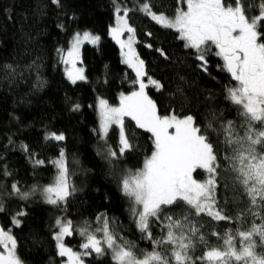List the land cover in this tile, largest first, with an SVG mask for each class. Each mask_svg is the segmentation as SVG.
I'll use <instances>...</instances> for the list:
<instances>
[{"label":"trees","instance_id":"trees-1","mask_svg":"<svg viewBox=\"0 0 264 264\" xmlns=\"http://www.w3.org/2000/svg\"><path fill=\"white\" fill-rule=\"evenodd\" d=\"M220 1L254 23L264 47V0ZM148 11L174 18L185 5L0 0V236L21 264H62L60 244L81 264H119L108 239L145 264H264V198L253 191L254 166L264 160V107L246 113L217 49L191 47ZM116 17L133 30L135 67L122 62L126 32L113 31ZM85 32L98 42L81 47L85 79L71 83L62 58ZM148 79L158 117L190 118L210 148L211 171H194L195 182L209 184L208 211L176 200L142 214L128 184L152 160L153 137L128 115L126 150L118 127L98 130L97 101L117 106ZM56 162L68 193L49 203Z\"/></svg>","mask_w":264,"mask_h":264},{"label":"rangeland","instance_id":"rangeland-1","mask_svg":"<svg viewBox=\"0 0 264 264\" xmlns=\"http://www.w3.org/2000/svg\"><path fill=\"white\" fill-rule=\"evenodd\" d=\"M220 0H183L185 11L177 14L174 18H167L164 15L147 12L149 18L156 24L177 31L191 47L198 49L206 44L217 46V32L220 22H225L223 17L236 19L237 15H242L239 9L228 8ZM240 25L242 33L247 38L257 37L254 23L241 16ZM115 33L126 32L123 35L124 41L121 44V59L124 65L135 67L134 33L123 20L116 17ZM218 20H221L220 22ZM128 28V30H127ZM249 41V40H248ZM98 37L89 32L75 35L69 44L62 60L64 61V74L71 82H79L85 79L84 69L79 65L81 47L84 44H96ZM263 54L264 51L254 48V52ZM220 52V51H219ZM223 59L224 55L218 53ZM246 63V61L244 60ZM244 63V64H245ZM240 78L245 75L240 71ZM155 83L148 79L135 92L122 95L119 98L120 104L117 106L108 105L102 99L96 103V113L98 120V130L105 134L112 126L120 129V143L122 150L128 148V142L122 129V121L126 115L133 118L137 125L149 132L154 140L155 152L152 160L146 165L138 175L132 177L129 182V189L135 202L141 207L142 214L154 211L162 204H170L176 200H182L194 206L199 211H208L207 204L209 184L207 182H195L194 171L201 169L211 171V152L208 144L197 132L190 118H170L163 120L158 117L153 102L148 98L145 88ZM242 86H238L239 89ZM243 88V87H242ZM263 99L259 101L253 96L242 95L234 91V102L239 104L248 114H257L264 107V87L260 90ZM262 137V135H258ZM58 139V136H55ZM58 169L57 183L47 191L46 198L49 203H55L65 199L68 187L65 176V167L62 163L56 162ZM255 174V185L253 187L254 197L264 198V160L258 161L253 169ZM128 189V190H129ZM65 226L60 229V236L63 234ZM95 240V239H93ZM111 248L114 259L119 264H145L144 261H134L129 254L120 250L111 240H105ZM0 247L4 252H0V264H21L13 253L12 241L5 236H0ZM1 251V250H0ZM60 251L65 257L62 264H81L79 253L71 249L62 247Z\"/></svg>","mask_w":264,"mask_h":264},{"label":"flooded vegetation","instance_id":"flooded-vegetation-1","mask_svg":"<svg viewBox=\"0 0 264 264\" xmlns=\"http://www.w3.org/2000/svg\"><path fill=\"white\" fill-rule=\"evenodd\" d=\"M217 4L220 5L218 1ZM241 16L237 15L236 19L230 17L221 18V20L225 19V22H220L221 20H218L220 24L217 32V46L215 48L218 53L221 52L224 57L236 55L240 57L238 60L237 79L233 82L235 90L242 95H253L259 101L260 99H263L260 90L264 87V53L257 54L256 51L254 52V48L257 47L264 51V47L259 43L258 37L255 36L250 39L242 33V27L239 23L240 20H242ZM223 28L229 29L230 38L226 46L220 47L219 32ZM252 67H255L256 69L254 75L249 74L250 68ZM240 71L245 75L243 79L240 78ZM238 86H242L243 88L240 87L238 89Z\"/></svg>","mask_w":264,"mask_h":264},{"label":"water","instance_id":"water-1","mask_svg":"<svg viewBox=\"0 0 264 264\" xmlns=\"http://www.w3.org/2000/svg\"><path fill=\"white\" fill-rule=\"evenodd\" d=\"M230 38V31L228 28H223L220 30L219 34V45L220 47H224L228 44V40ZM239 56H230L224 57L222 62L225 66V69L230 76L231 80L234 82L237 79V70H238V60ZM256 73L255 67L250 68L249 74L254 75Z\"/></svg>","mask_w":264,"mask_h":264}]
</instances>
